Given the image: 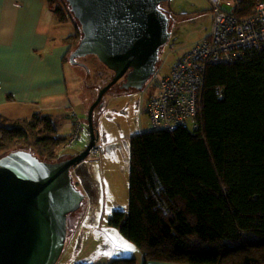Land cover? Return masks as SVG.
Wrapping results in <instances>:
<instances>
[{
    "label": "trees",
    "instance_id": "trees-1",
    "mask_svg": "<svg viewBox=\"0 0 264 264\" xmlns=\"http://www.w3.org/2000/svg\"><path fill=\"white\" fill-rule=\"evenodd\" d=\"M47 1L58 22L73 26L66 62L82 27L67 0ZM256 1L246 0L237 15L253 13ZM202 108L196 129L131 137L129 209L114 211L110 223L138 246L143 264H264V52L210 65ZM68 141L41 113L0 122V157L25 149L55 162Z\"/></svg>",
    "mask_w": 264,
    "mask_h": 264
},
{
    "label": "water",
    "instance_id": "water-1",
    "mask_svg": "<svg viewBox=\"0 0 264 264\" xmlns=\"http://www.w3.org/2000/svg\"><path fill=\"white\" fill-rule=\"evenodd\" d=\"M83 36L70 59L95 55L113 71L88 112L90 139L80 152L51 162L17 149L0 157V264H56L66 243L68 215L83 192L72 167L86 159L98 137L93 112L103 95L125 77L123 88L141 89L157 69L171 35L167 0H67Z\"/></svg>",
    "mask_w": 264,
    "mask_h": 264
},
{
    "label": "rangeland",
    "instance_id": "rangeland-1",
    "mask_svg": "<svg viewBox=\"0 0 264 264\" xmlns=\"http://www.w3.org/2000/svg\"><path fill=\"white\" fill-rule=\"evenodd\" d=\"M159 6L169 15L171 35L160 48L157 67L161 74H168L178 55L211 33L214 14L209 0H167ZM63 27V34L72 31L70 24ZM77 58L73 62L69 56L64 74L69 99L82 129L77 140L64 148L62 159L74 155L76 150L82 151L89 143V109L112 76L106 65L89 55ZM156 91L150 80L141 89L123 88L118 81L95 107L96 134L107 149L101 157L84 159L71 169L84 200L80 208L68 215L66 243L56 264H111L121 258H135L137 264L144 263L142 251L111 225L110 219L114 211L129 209L130 139L152 130L145 108ZM70 108L69 104L64 106L54 117L61 134L67 135L71 130Z\"/></svg>",
    "mask_w": 264,
    "mask_h": 264
},
{
    "label": "crops",
    "instance_id": "crops-1",
    "mask_svg": "<svg viewBox=\"0 0 264 264\" xmlns=\"http://www.w3.org/2000/svg\"><path fill=\"white\" fill-rule=\"evenodd\" d=\"M51 8L47 0H0L2 123L30 118L35 113L54 120L68 104L71 112L75 111L64 74V56L70 47L64 40L73 33V26L58 22ZM68 24L72 31L63 34V26ZM69 118L71 130L67 135L74 127L73 118ZM76 151L75 154L80 152ZM147 264L181 263L148 261Z\"/></svg>",
    "mask_w": 264,
    "mask_h": 264
},
{
    "label": "built area",
    "instance_id": "built-area-1",
    "mask_svg": "<svg viewBox=\"0 0 264 264\" xmlns=\"http://www.w3.org/2000/svg\"><path fill=\"white\" fill-rule=\"evenodd\" d=\"M213 10L211 33L173 61L168 74L160 68L149 80L156 94L145 108L153 130L175 131L199 127L203 116L202 95L207 68L212 64H232L253 53L264 52V0H257L253 13L240 17L237 12L246 0H209ZM75 124L65 147L79 137L82 122L75 111ZM191 125V127H190ZM107 145L96 142L86 159H96Z\"/></svg>",
    "mask_w": 264,
    "mask_h": 264
},
{
    "label": "flooded vegetation",
    "instance_id": "flooded-vegetation-1",
    "mask_svg": "<svg viewBox=\"0 0 264 264\" xmlns=\"http://www.w3.org/2000/svg\"><path fill=\"white\" fill-rule=\"evenodd\" d=\"M112 77H113V75H112ZM112 77L110 78V80L112 79ZM110 80H109V81H110ZM119 81H121V85H122V83L125 81V77L122 78V79H120ZM152 96H153V95L150 96L149 100L152 98ZM149 100H148V101H149Z\"/></svg>",
    "mask_w": 264,
    "mask_h": 264
},
{
    "label": "clouds",
    "instance_id": "clouds-1",
    "mask_svg": "<svg viewBox=\"0 0 264 264\" xmlns=\"http://www.w3.org/2000/svg\"><path fill=\"white\" fill-rule=\"evenodd\" d=\"M157 68H158V67H157ZM69 116H70V115H69ZM74 124H75V121H74ZM152 130H153V129H152ZM98 139H99V138H98ZM98 139H97V141L99 142V140H98ZM97 141H96V142H97ZM65 146H66V145H65ZM67 148H68V147H67Z\"/></svg>",
    "mask_w": 264,
    "mask_h": 264
}]
</instances>
